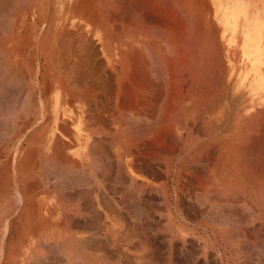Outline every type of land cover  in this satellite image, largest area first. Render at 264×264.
I'll list each match as a JSON object with an SVG mask.
<instances>
[{
  "label": "rangeland",
  "instance_id": "1",
  "mask_svg": "<svg viewBox=\"0 0 264 264\" xmlns=\"http://www.w3.org/2000/svg\"><path fill=\"white\" fill-rule=\"evenodd\" d=\"M138 1L0 0V264H219L226 245L253 250L226 234H264V0ZM100 50L120 74L123 51L128 92L145 98L123 138L81 137L54 113Z\"/></svg>",
  "mask_w": 264,
  "mask_h": 264
},
{
  "label": "crops",
  "instance_id": "2",
  "mask_svg": "<svg viewBox=\"0 0 264 264\" xmlns=\"http://www.w3.org/2000/svg\"><path fill=\"white\" fill-rule=\"evenodd\" d=\"M219 8L223 9V13L219 17V20L224 25L225 30L234 31L236 27L237 15L233 13L229 14L227 12V7L219 6ZM175 40L177 41V38H175ZM185 43H186L185 52L181 53L180 55L184 56L185 58H188L187 35L185 38ZM241 48L244 52H248L249 54L250 48H251V41L249 38H247L243 42ZM113 54L114 53L112 51H108V50L98 51V56L96 58L97 59L96 70L92 74H90L89 77L86 76L87 78L84 77L82 79V77L79 76L77 77L78 78L77 80H73L74 82H77L80 85L79 89L83 90V92H79V93L75 92L71 95L70 93H68L67 89L63 91L62 87H59L60 89H59L58 97L55 103L53 104L54 113L58 116V120L60 122L61 121L68 122V123L72 122L73 123L72 130L75 132L76 135L84 137L86 135L83 134V132L92 131L94 133L93 135H95L97 138L111 137V138L116 139V138H123L124 130L125 131L129 130V126H127L128 125L127 115L128 113H130V110H129L130 106L127 107L128 106L127 100L129 99V98L127 99L128 97L127 89H129V86L127 85L128 82L127 83L125 82L126 84L124 83L123 51L121 52V65H122L121 69H122L123 75L120 74L119 72L114 71L115 59H114ZM176 56H178V54H176ZM259 60L260 59L257 60L258 63L255 62L254 60L253 61L255 62V64L257 63L256 65H258L259 62H261ZM118 61H119V58H118ZM75 62L74 64L75 66H77L78 62L76 63ZM107 62L108 64H111V67L113 70L111 71V73L106 72ZM118 78L120 80H117ZM122 79H123V82H122ZM121 83H124V84H121ZM120 86L124 88L122 89V87ZM125 86H128V87H125ZM75 88L76 86L74 87V89ZM119 92L121 93L124 92L126 94L125 95L126 97L122 93L123 99L122 97L119 98L120 96ZM93 94L96 95L95 98L93 97L94 96ZM123 100H126L124 102L127 104V106L126 104H124ZM120 101L124 105L122 103L119 104ZM128 102L130 105V101ZM121 105L126 106V108H122ZM127 108L128 110H126ZM123 110L124 111L126 110L128 112L125 111V114H123L124 113ZM114 111L115 113L117 112V114H115ZM123 119H126V121ZM120 147H121V150H117L116 152H121V153L128 152V145H125V147L127 148L126 150H124L123 142L120 144ZM262 213H264V211H262ZM261 228L263 229L264 227L261 226L260 229ZM246 240H249L250 243L253 244L252 246L253 250L250 251L249 256L244 251H241V253H237V251L232 249V246H230L229 248L228 245H226L223 247V250L220 251L219 264H248V257L250 256L251 258L255 259L254 264L263 263L264 254L263 253L259 254L258 250L261 249V246L264 245V234L255 233L254 235H251L249 239H245V238L236 239L230 236L228 237V234H226L224 238V242H227V243L244 242Z\"/></svg>",
  "mask_w": 264,
  "mask_h": 264
},
{
  "label": "bare ground",
  "instance_id": "3",
  "mask_svg": "<svg viewBox=\"0 0 264 264\" xmlns=\"http://www.w3.org/2000/svg\"><path fill=\"white\" fill-rule=\"evenodd\" d=\"M118 1H119V0H118ZM132 2H134V1H132ZM137 2L140 3L138 0H137ZM3 4H4V3H3ZM138 5H139V4H138ZM138 5H137V6H138ZM130 7H131V6H130ZM121 8H122V7H121ZM123 9H124V8H123ZM125 9H126V8H125ZM130 10H131V9H130ZM132 11H133V10H132ZM139 11H141V10H139ZM144 11H145V10H144ZM122 12H123V11H122ZM123 13H125V12H123ZM134 13H135V12H134ZM130 14H131V13H130ZM142 14H143V13H142ZM142 14H141V15H142ZM134 15H135V14H133V16H134ZM138 15H139V14H138ZM138 15H136V16H138ZM154 15H155V14H154ZM115 16H116V15H115ZM136 16H135V17H136ZM113 17H114V16H113ZM155 45H156V44H155ZM159 46H160V45H159ZM159 46H158L157 48L160 49ZM150 47H151V45L149 44V47H148V48H150ZM154 48H155V47H154ZM82 49H83V48H82ZM144 49H145V48H144ZM85 50H86V49H85ZM152 50H153V49H152ZM155 50H156V49H155ZM157 50H158V49H157ZM157 50H156V51H157ZM139 51L141 52L142 50H138L137 52L139 53ZM148 51H150V50L148 49ZM84 52H85V51H84ZM142 52H143V51H142ZM157 52H158V51H157ZM85 53H86V52H85ZM149 53H150V52H149ZM149 53H148V54H149ZM127 54H128V53H127ZM139 54H140V53H139ZM152 54L154 55V53H152ZM152 54H151V55H152ZM75 55H77V54H75ZM75 55H74V56H75ZM85 55H86V54H85ZM129 55H130V54H129ZM129 55H128V57H129ZM136 55H137V54H136ZM163 55H164V54H163ZM78 56H80V55H78ZM88 56H89V55H88ZM88 56H87V57H88ZM141 56H142V53H141ZM156 56H158V55L156 54ZM159 56H161V54H159ZM76 58H77V57H76ZM78 58H79V57H78ZM80 58H81V57H80ZM136 58H137V57H136ZM159 58H161V59H164V58H165V60H168V58H166L165 55H164V58H162V57H159ZM159 58H158V59H159ZM85 59H86V57H85ZM131 59H132V58H131ZM141 59H142V57L140 58V60H141ZM153 59H154V58H153ZM81 60H83V58H82ZM128 60H129V59H128ZM155 60H156V59H155ZM130 61H131V60H130ZM130 61H129V62H130ZM142 61H143V60H142ZM162 61L164 62V60H162ZM162 61H160V62H162ZM80 62H81V61H80ZM67 63H69V61H68ZM75 63H76V62H75ZM78 63H79V62H78ZM136 63H137V62H136ZM139 63H140V62H139ZM139 63H138V64H139ZM69 64H70V63H69ZM133 64H134V63H133ZM140 64H142V63H140ZM140 64H139V65H140ZM144 64H146V62H145ZM144 64H143V66H144ZM73 65H74V64H73ZM146 65H147V67H148V63H147ZM149 65H150V64H149ZM156 65H157V63H156ZM83 66H84V65H83ZM83 66H82V67H83ZM131 66H132V65H131ZM136 66H137V65H136ZM136 66H135V67H136ZM140 66H142V65H140ZM116 67H117V66H116ZM135 67L132 68V70L135 69ZM153 67H154V66H153ZM153 67H152V69H153ZM121 68H122V65H121ZM125 68H126V67H125ZM129 68H130V67H129ZM141 68H142V67H139V70H140ZM145 68H146V66H145ZM73 69H74V67H73ZM123 69H124V68H123ZM127 69H128V68H127ZM143 69H144V68H142V70H143ZM157 69H158V68H157ZM142 70H141V72L143 73L144 71H142ZM148 70H150V69H148ZM87 71H88V70H87ZM130 71H131V70H130ZM136 71H137V70H136ZM69 72H70V71H69ZM83 72H84V71H83ZM90 72H92V71L90 70ZM149 72H152V71H149ZM149 72H148V73H149ZM74 73H75V72H74ZM74 73H73V74H74ZM79 73H80V72H79ZM119 73H120V72H119ZM123 73H124V72H123ZM142 73H141V74H142ZM144 73H145V72H144ZM87 74H88V73H87ZM121 74H122V73H121ZM145 74L148 75L147 72H146ZM145 74H143V75H145ZM83 75H85V74H83ZM122 75H123V74H122ZM143 75H141V77H142L141 79H142L143 81H144V80L147 81V80H146L147 78H146V79L144 78V77H146V75H145V76H143ZM150 75H151V74H150ZM80 76H81V75H80ZM131 76H132V74H131ZM133 76H134V75H133ZM133 76H132V77H133ZM81 77H82V76H81ZM117 77H118V76H117ZM127 77H128V76H127ZM86 78H87V77H86ZM86 78H85V79H86ZM128 78L131 79L130 77H128ZM134 78H135V77H134ZM148 78H149V76H148ZM151 78H152V77H151ZM187 78H188V76H187ZM125 79H126V78H125ZM135 79H136V78H135ZM141 79H140V80H141ZM117 80H120V79L118 78ZM133 80H134V79H133ZM263 80H264V76L262 77V80H261V81H263ZM125 81L127 82V80H125ZM154 81H155V80H154ZM122 82H123V79H122ZM134 82H137L138 86H141V87H142L140 81L136 80V81H134ZM147 82H148V81H147ZM99 83H100V82H99ZM117 83H118V82H117ZM117 83H116V84H117ZM124 83H125V82H124ZM124 83H121V84H124ZM130 83H131V82H130ZM139 83H140V84H139ZM142 83H144V82H142ZM154 83H155V82H154ZM125 84H126V83H125ZM132 84H133V81H132ZM135 84H136V83H135ZM149 84H150V83H149ZM85 85H86V84H85ZM99 85H100V84H99ZM127 85H128V84H127ZM146 85H147V84H146ZM146 85H145V86H146ZM115 86H116V85H115ZM122 86H123V85H122ZM122 86H120V87H122ZM128 86H129V85H128ZM128 86H125V87H128ZM152 86H153V84H152ZM152 86H151V87H152ZM84 87H85V86H84ZM103 87H104V86H103ZM130 87H131V85L129 86V88H130ZM135 87H137V86H135ZM141 87H139L140 89H139V88H137V89H138V90H141V92L144 93L146 89H145L144 91H142ZM148 87H149V86L147 85V89H149ZM153 87H154V86H153ZM118 88H119V87H118ZM123 88H124V87H122V89H123ZM145 88H146V87H145ZM126 89H127V88H126ZM126 89H124V90H126ZM132 89H134V88L131 87V88L129 89V91H131ZM137 89H136V90H137ZM154 89H155V88H154ZM154 89H153V90H154ZM89 90H91V89H89ZM98 90H99V89H98ZM100 90H101V89H100ZM120 90H121V89H120ZM138 90H137V91H138ZM149 90H152V88L149 89ZM149 90H148V92H149ZM157 90H158V89H157ZM78 91H79V89H78ZM121 91H122V90H121ZM127 91H128V89H127ZM132 91H133V90H132ZM158 91H159V90H158ZM158 91H157V92H158ZM79 92H80V91H79ZM79 92H78V93H79ZM103 92H104V91H103ZM124 92H125V91H124ZM124 92H122V93H123L124 96H125L126 94H125ZM134 92H135V89H134ZM134 92H133V93H131V92H128V93H127V92H126L127 95H128L127 99H128V98H129V99L132 98V97H129V94H133V97H134ZM151 92H153V91H151ZM101 93H102V92H101ZM113 93H114V92H113ZM119 93H120V96H119V98H120V97H122L123 94H122L121 92H119ZM158 93H159V92H158ZM135 94H136V92H135ZM147 94H149V93H147ZM150 94H151V93H150ZM150 94H149V95H150ZM152 94H153V93H152ZM182 94H183V93H182ZM93 95H94V94H93ZM141 95H142V94H141ZM144 95H145V94H143L142 96H144ZM155 95H156V94H155ZM180 95H181V94H180ZM87 96H88V95H87ZM95 96H96V95H94L93 97L95 98ZM111 96H112V95H111ZM131 96H132V95H131ZM151 96H152V95H151ZM153 96H154V95H153ZM257 96H258L262 101H264V92H263V93L260 92V94H258ZM84 97H85V96H84ZM89 97H90V96H89ZM91 97H92V95H91ZM125 97H126V96H125ZM139 97H140V94H139V96H137L136 98L134 97L135 100H133V102H134L133 105H129V102H128L129 99L127 100L128 106H127V104L124 102V101H126V100H123V102H124V104H126L127 107H129V106H137V105L139 104V103L137 104V102H140V101L143 99V98L141 97L140 99H138V100H140V101L136 100V99L139 98ZM144 97H145V96H144ZM146 97L148 98V101H149V99L152 98V97L149 98V96H147V95H146ZM110 98H111V97H110ZM147 98H146V99H147ZM160 98H161V97H160ZM185 98H186V97H185ZM86 99H87V98H86ZM122 99H123V97H122ZM122 99H121V101H122ZM125 99H126V98H125ZM144 99H145V98H144ZM144 99H143V101H142L143 103H144ZM165 99H166V98H165ZM167 99H169V98H167ZM152 100H153V98H152ZM158 100H159V99H158ZM162 100H163V99H162ZM162 100H160V101H162ZM257 100H258V99H257ZM93 101H94V100H93ZM117 101H118V100H117ZM121 101L119 102V104L122 103ZM164 101H165V100H164ZM164 101H163V102H164ZM85 102H86V101H85ZM130 102H131V100H130ZM133 102H132V103H133ZM145 102H147V100H146ZM149 102H150V101H149ZM166 102H167V101H166ZM171 102H172V101H171ZM252 102H253V101H252ZM135 103H136V105H135ZM143 103H142V104H143ZM147 103H148V102H147ZM147 103H146V105H147ZM150 103H151V102H150ZM150 103H149V105H151ZM152 103H154V102H152ZM158 103H159V102H158ZM168 103H169V102H168ZM255 103H256V102H255ZM107 104H108V103H107ZM117 104H118V102H117ZM122 104H123V103H122ZM124 104H123V105H124ZM140 104H141V103H140ZM163 104H164V103H163ZM171 104H172V103H171ZM113 105H114V104H113ZM161 105H162V104H161ZM164 105H165V104H164ZM110 106H111V105H110ZM115 106H116V105H115ZM115 106H114V107H115ZM126 106H122V105H121L122 108H126ZM144 106H145V104H144ZM151 106H152V105H151ZM166 106H167V105H166ZM166 106H165V107H166ZM106 107H107V106H106ZM155 107H156V106H155ZM163 107H164V106H163ZM172 107H173V104H172ZM107 108H108V107H107ZM111 108H113V107H111ZM115 108H116V107H115ZM119 108H120V106H119ZM122 108H121V109H122ZM131 108H132V110H133V109L136 108V107H134V108L131 107ZM138 108H139V107H137L136 110L140 112V108H139V109H138ZM157 108H158V107H157ZM168 108H169V106H168ZM170 108H171V107H170ZM173 108H174V107H173ZM102 109H103V108H102ZM90 110H91V109H90ZM90 110H89V111H90ZM126 110H128V108H127ZM126 110H125V111H126ZM129 110H130V107H129ZM134 110H135V109H134ZM134 110H133V111H134ZM136 110H135V111H136ZM161 110H162V109H161ZM164 110H165V109H164ZM166 110H167V109H166ZM168 110H169V109H168ZM115 111H116V109H115ZM115 111H114V113H115ZM117 111H119V110H117ZM123 111H124V110H123ZM125 111H124L123 114H125ZM141 111H143V110H141ZM106 112H107V111H106ZM121 112H122V111H121ZM126 112H128V111H126ZM165 112H166V111H165ZM131 113H132V112H131ZM133 113L136 114L135 112H133ZM133 113H132V115H134ZM140 113H141V112H140ZM153 113H154V112H153ZM94 114H95V113H94ZM107 114H108V113H107ZM115 114H117V112H116ZM115 114H114V115H115ZM121 114H122V113H121ZM143 114H144V113H143ZM145 114H147V113H145ZM128 115H131V114L128 113ZM128 115H127V116H128ZM132 115H131V116H132ZM136 115H139V114H136ZM156 115H157V114H155V117H157ZM95 116H96V115H95ZM95 116H94V117H95ZM119 116H120V115H119ZM122 116H123V115H122ZM139 116L141 117V115H139ZM144 116H145V115H144ZM149 116H150V115H149ZM135 117H136V116H135ZM137 117H138V116H137ZM140 117H138V118H140ZM146 117H147V116H146ZM158 117H159V115H158ZM158 117H157V118H158ZM168 117H169V116H168ZM113 118H114V117H113ZM127 118H128V117H127ZM127 118H126V119H127ZM105 119H106V118H105ZM126 119H123V120L126 121ZM136 119H137V118H136ZM144 119H146V118H144ZM152 119H153V118H152ZM159 119H160V117H159ZM159 119H158V120H159ZM106 120H107V119H106ZM127 120H128V119H127ZM138 120H140V119H138ZM156 120H157V119H156ZM165 120H166V119H165ZM130 121H131V120H130ZM150 121H151V120H150ZM162 121H163V119H162ZM110 122H111V121H110ZM148 122H149V121H148ZM151 122H152V121H151ZM155 122H156V121H155ZM155 122H154V123H155ZM159 122H161V121H159ZM97 123H98V122H97ZM139 123H140V121H139ZM93 124H94V123H93ZM127 124H128V123H127ZM151 124H152V123H151ZM160 124H161V123H160ZM148 125H149V124H148ZM127 126H129V125H127ZM153 126H154V125H153ZM156 126H157V125H156ZM162 126H163V125H162ZM130 127H131V126H129V128H130ZM163 128H165V127H163ZM134 129H135V128H134ZM137 129H138V127H137ZM131 130H132V129H131ZM152 130H154V129H152ZM161 130H163V129H161ZM263 130H264V129H263ZM118 131H119V130H118ZM127 131L129 132V130H127ZM141 131H142V130H141ZM150 131H151V129H150ZM150 131L147 132V133H149V135H151V133H152V132L150 133ZM159 131H160V130H159ZM131 132H132V131H131ZM161 132H162V131H161ZM161 132H160V133H161ZM129 133H130V132H129ZM142 133H143V132H141L140 134L142 135ZM163 133H164V132H163ZM152 134H154V133H152ZM155 135H156V134H155ZM163 135H165V134H163ZM142 136H143V135H142ZM167 136H169V135H167ZM241 136H242V135H241ZM248 136H252V135H248ZM125 137H126V135H125ZM132 137H133V136H132ZM156 137H157V136H156ZM172 137H173V136H172ZM253 137H254V136H252V138H253ZM128 138H129V137H128ZM140 138H142V137H140ZM145 138H146V137H145ZM150 138H151V137H150ZM167 138H169V137H167ZM239 138H240V137H239ZM247 138H248V137H247ZM247 138H246V139H247ZM258 138H259V137H258ZM152 139H153V138H152ZM170 139H171V137H170ZM170 139H169V140H170ZM172 139H173V138H172ZM240 139H241V138H240ZM249 139H251V138H249ZM126 140H127V139H126ZM164 140H165V139H164ZM123 141H124V140H123ZM173 141H174V140H173ZM173 141H172V142H173ZM242 141H243V140H242ZM247 141H248V140H247ZM251 141H252V140H251ZM169 142H170V141H169ZM123 143H124V142H123ZM133 143H134V142H133ZM241 143H242V142H241ZM243 143H244V142H243ZM248 143L250 144V142H248ZM251 143H252V142H251ZM256 143H257V142H256ZM127 144H128V142H127ZM246 144H247V142H246ZM246 144H244V145H246ZM148 145H149V144H148ZM153 145H154V144H153ZM156 145H157V144H156ZM156 145H155V146H156ZM161 145H162V144H161ZM165 145H166V144H165ZM231 145L233 146V144H231ZM242 145H243V144H242ZM254 145H255V144H254ZM262 145H263V144H262ZM158 146H159V145H158ZM221 146H222V145H221ZM237 146H238V145H237ZM246 146H247V145H246ZM250 146H251V144H250ZM250 146H249V147H250ZM129 147H131V146H129ZM98 148H99V147H98ZM162 148H164V147H162ZM165 148H166V147H165ZM210 148H211V147H210ZM210 148H209V149H210ZM101 149H102V148H101ZM138 149H139V148H138ZM143 149H145V148H143ZM150 149H151V148H150ZM154 149H155V148H154ZM251 149H252V148H251ZM253 149H254V148H253ZM257 149H258V148H257ZM155 150H156V149H155ZM163 150H164V149H163ZM167 150H168V149H167ZM215 150H216V149H215ZM263 150H264V149H263ZM92 151H93V150H92ZM140 151H141V149H140ZM157 151H158V150H157ZM161 151H162V149H161ZM164 151H166V150H164ZM206 151H207V150H206ZM209 151H210V150H209ZM238 151H239V150H238ZM258 151H259V150H258ZM93 152H94V151H93ZM122 152H123V151H122ZM135 152H136V151H135ZM216 152H217V151H216ZM249 152H250V151H249ZM251 152L253 153V150H252ZM104 153H105V152H104ZM104 153H103V154H104ZM142 153H143V152H142ZM155 153H156V152H155ZM256 153H257V151H256ZM260 153H262V151H261ZM97 154H98V153H97ZM103 154H102V155H103ZM140 154H141V153H140ZM166 154H167V153H166ZM206 154H207V153H206ZM225 154H226V153H225ZM228 154H229V153H228ZM239 154H240V153H238V154H236V155H238L239 160H241V158H240L241 156H239ZM254 154H255V152H254ZM262 154H263V153H262ZM98 155H99V154H98ZM108 155H109V154H108ZM157 155H159V154H157ZM202 155H203V154H202ZM204 155H205V154H204ZM204 155H203V156H204ZM213 155H214V154H213ZM259 155H260V154H259ZM263 155H264V154H263ZM133 156H134V155H133ZM141 156H142V155H141ZM149 156H150V155H149ZM211 156H212V155H211ZM256 156H257V155H256ZM109 157H110V156H109ZM137 157H138V156H137ZM162 157H163V156H162ZM168 157H169V155H168ZM206 157H207V155H206ZM223 157H225V156H223ZM234 157H235V156H234ZM234 157H233V158H234ZM260 157H261V156H260ZM142 158H143V157H142ZM149 158H151V157H149ZM152 158H153V157H152ZM157 158L159 159L158 156L156 157V159H157ZM163 158H164V157H163ZM195 158H196V157H195ZM208 158H209V157H207V159H208ZM229 158H230V157H229ZM243 158H244V156H242V159H243ZM255 158H256V157H255ZM201 159H202V158H201ZM213 159H214V157H213ZM245 159H246V160H245ZM245 159H244V162H245V163H244V162H241V163H242V164H243V163L246 164V166H245L244 164H243V165L245 166V168L247 169V171H248V173H249V168L247 167L248 164L246 163L248 159H247V158H245ZM118 160H119V159H118ZM208 160H209V159H208ZM234 160H235V158H234ZM160 161H161V160H160ZM230 161H231V160H230ZM241 161H243V160H241ZM208 162H209V161H208ZM231 162H233V161H231ZM235 162H236V161H235ZM238 162H239V161H238ZM262 162H263V161H262ZM109 163H110V162H109ZM162 163H163V162H162ZM162 163H161V164H162ZM210 163H211V161H210ZM241 163H240V165H241ZM222 164H223V163H222ZM229 164H230V162H229ZM263 164H264V163H263ZM47 165H48V164H47ZM102 165H103V164H102ZM108 165H109V164H108ZM108 165L106 164V166H108ZM226 165H227V164H226ZM234 165H236V164H234ZM243 165H242V166H243ZM74 166H75V165H74ZM76 166H77V165H76ZM76 166H75V167H76ZM205 166H206V165H205ZM228 166H229V165H228ZM228 166H226V169H227ZM78 167H79V166H78ZM95 167H96V165H95ZM108 167H109V166H108ZM110 167H111V166H110ZM240 167H241V166H240ZM240 167H239V168H240ZM71 168H72V167H71ZM99 168H100V167H99ZM205 168H206V167H205ZM220 168H221V167H220ZM242 168H243V167H242ZM245 168H243V169H245ZM68 169H70V168H68ZM68 169H67V170H68ZM107 169H108V168H107ZM125 169H126V168H125ZM229 169H231V167H229ZM236 169H237V168H236ZM243 169H242V170H243ZM262 169H263V168H262ZM76 170H77V169H76ZM121 170H122V169H121ZM202 170H203V169H202ZM205 170H206V169H205ZM87 171H88V170H87ZM230 171H232V170H230ZM244 171H245V170H244ZM259 171H260V170H259ZM261 171H262V170H261ZM101 172H102V171H101ZM119 172H120V170H119ZM126 172H127V171H126ZM250 172H252V171L250 170ZM263 172H264V171H263ZM68 173H69V172H68ZM70 173H71V172H70ZM72 173H73V172H72ZM261 173H262V172H261ZM102 174H103V173H102ZM247 175H248V174H247ZM249 175H250V174H249ZM66 176H67V175H66ZM68 176H69V175H68ZM179 176H180V175H179ZM249 177H250V176H249ZM197 178H198V177H197ZM131 179H132V177H131ZM207 179H208V177H207ZM222 179H223V178H222ZM116 180H117V179H116ZM195 181H196V180H195ZM211 181H212V180H211ZM200 182H201V181H200ZM207 182H208V181H207ZM132 183H133V181H132ZM134 183H135V182H134ZM239 183H240V182H239ZM212 184H213V183H212ZM129 185H130V184H129ZM213 185H214V184H213ZM235 185H237V184H235ZM239 185H240V184H239ZM239 185H238V186H239ZM139 186H140V184H139ZM180 186H181V185H180ZM214 186H215V185H214ZM214 186H213V188H214ZM238 186H236V189H237ZM201 187H202V186H201ZM201 187H200V188H201ZM239 187H240V186H239ZM215 188H216V187H215ZM217 188H218V187H217ZM257 188H258V187H257ZM210 189H211V188H210ZM236 189H235V190H236ZM238 189H239V188H238ZM211 190L214 191L213 189H211ZM227 190H228V189H227ZM232 190H233V189H232ZM240 190H242V189H239V192H240ZM233 191H234V190H233ZM216 192H217V190H216ZM243 192H244V191H243ZM218 193H219V192H218ZM222 193H223V191H222ZM259 193H260V192H259ZM212 194H213V192H212ZM214 194H215V193H214ZM225 195H226V194H225ZM259 196H260V195H259ZM199 197H202V196H199ZM220 197H221V196H220ZM260 197H261V196H260ZM203 198H204V197H203ZM239 199H240V198H239ZM242 199H243V198H242ZM262 199H263V198H262ZM215 200H217V199H215ZM218 200H219V199H218ZM234 200H235V199H234ZM236 200H237V199H236ZM258 200H260V198H259ZM263 200H264V199H263ZM239 201H240V200H239ZM237 202H238V201H237ZM234 203H235V202H234ZM240 203H241V201H240ZM249 203H251V202H249ZM256 213H257V212H256ZM254 214H255V213H254Z\"/></svg>",
  "mask_w": 264,
  "mask_h": 264
}]
</instances>
